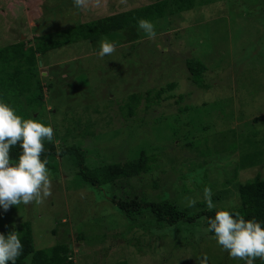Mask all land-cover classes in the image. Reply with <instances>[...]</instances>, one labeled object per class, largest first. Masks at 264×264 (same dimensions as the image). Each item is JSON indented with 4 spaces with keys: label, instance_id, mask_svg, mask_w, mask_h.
Wrapping results in <instances>:
<instances>
[{
    "label": "rangeland",
    "instance_id": "rangeland-1",
    "mask_svg": "<svg viewBox=\"0 0 264 264\" xmlns=\"http://www.w3.org/2000/svg\"><path fill=\"white\" fill-rule=\"evenodd\" d=\"M153 1L89 0L86 8L76 9L65 0H0V48L18 40L35 41L36 37L66 29L77 20L84 22ZM198 1L187 11L166 15L164 22L160 20L162 23L153 21L156 35L152 38L136 27L137 40L126 39L124 31L109 33L92 42L52 49L46 53L44 65L39 63L46 111L54 112L51 118L57 130L66 132L63 118L76 116L85 124L91 120L92 132L75 141L85 150L87 163L100 166L133 160L144 149L151 156L152 170L130 180V187L125 185L120 191L142 192L150 201L166 193L165 198L185 208H189L188 199H194L193 212L207 209L204 188H210L212 196L220 194L218 199H212L217 206L231 208L248 199L241 197L248 196L241 188L246 180L257 171L264 178V3L246 0L250 5L239 4L226 13L221 5H200ZM45 5L56 12L49 11L43 17ZM40 19L38 25L36 21ZM105 39L115 44V51L100 57L99 42ZM188 58L198 59L207 68L201 87L191 84L188 78L184 63ZM77 75L86 78L85 86L76 81ZM47 82L54 85L51 92L46 91ZM169 82L175 83L176 88L165 95H174L159 106L144 111L143 100L130 118L119 109L132 92L159 89ZM177 95L183 97L179 103ZM202 102L208 107L224 102L226 114L222 120L217 110L207 114L211 130L204 132L207 143L201 142L198 149L208 147L214 151L205 157L198 156L195 147L186 146L187 139L179 135L182 132L184 137L195 136L196 140L203 136L202 132L192 135L194 131H183L191 110H177L180 106H192L194 110ZM69 112L72 115L67 116ZM161 112L178 115L182 126L178 125L177 134L171 133L162 115L158 116ZM140 117L148 123L133 121ZM215 119L219 120L216 125ZM129 126L135 127L132 134ZM233 145L235 148L228 150ZM250 153L262 155L260 164L257 156L255 163L247 160ZM241 161L246 167L240 165ZM71 169L68 163L67 167H59L55 178L50 174L51 195L41 203L0 209V231L18 230L20 223L29 220L35 249L68 243L72 264L243 261L222 256V247L211 233L203 231L204 219L188 223V229L169 225L158 233L130 228L129 221L107 200L110 189L73 186ZM183 175L188 176L187 180ZM153 181L158 188L151 186ZM200 181L202 187L198 186ZM182 235L186 238L182 239ZM200 253H205L206 258L198 257ZM24 264H31L30 256Z\"/></svg>",
    "mask_w": 264,
    "mask_h": 264
},
{
    "label": "trees",
    "instance_id": "trees-1",
    "mask_svg": "<svg viewBox=\"0 0 264 264\" xmlns=\"http://www.w3.org/2000/svg\"><path fill=\"white\" fill-rule=\"evenodd\" d=\"M258 1V3H264V0ZM65 2L73 6L71 0H65ZM194 2L195 0H154L151 3L134 8L132 7L129 10L104 17L92 18L84 22L77 20L66 29H58L54 32L36 37L34 39L35 41L18 40L0 48V100L9 104L16 110L18 115L22 116V118H35L44 121L51 124L54 129V141L50 142L45 140L43 142L44 151L41 154V159H46L48 161L46 167L50 170V174L55 178L56 173L59 171V167H67L69 163L73 168L70 170L72 173L70 178L72 177V182L74 181L73 186H89L96 189L106 187L110 189L107 200L129 221L130 228L136 226L138 228L141 227L143 230H151L157 233L161 227L165 228L169 225H179L180 227L187 228L189 226L188 223H192L194 220L204 219L206 222L207 218L214 214V211L200 209L197 212H193L192 207L185 208L176 201L165 198L167 195L166 193L150 201L144 197L142 192H131L130 189L128 191H120L125 185L130 187V180L139 179L143 174H147L152 170L151 156H148L144 149H142L138 157L133 160H124L122 162H114L100 166H92V164L87 163L88 159L86 158L85 150L80 145H77L75 141L79 138H85L88 131L92 132V130L89 129L91 127V120L88 124H85L76 116H72L69 119L63 118L62 121L66 124V132L61 134L60 131L57 130V126L53 125L55 120L52 121L51 118V116L54 117V114L52 115V113H54L52 111L54 110L52 109L51 114L50 111L49 113L46 111V103L42 90L43 84L40 78V66L41 64L44 65V57L46 53L52 49L71 45L80 41L92 42L109 33L118 31L122 33V31H124L122 34L125 35L126 39L132 37V41L137 40L136 34L138 31L136 27H138L137 22L139 19H146L150 22H160V20H162V22H164L165 18L163 17L172 12L187 11L195 5ZM198 3H200V5H221L224 7L226 13L236 5H250L246 0H199ZM44 8L43 17H45L49 11H52V14H54L57 10H54V8L52 9V7L51 10H49L47 5H45ZM36 22L40 25L41 19ZM130 29L132 30L130 31ZM130 33L133 35L128 36ZM184 63L191 84L198 87L203 86V73L207 70L206 66L201 61L194 58H188ZM161 77L164 78V76ZM75 79H77L76 81L82 86L87 84V80L84 76L78 77L77 75ZM45 87L46 91L48 90L51 92L54 85L52 82H47L45 83ZM175 88L176 84L169 82L160 86L159 89L152 88L144 92H132L127 96L125 103H122L121 106L118 105L120 106L119 109L122 110L125 117H134L136 109L143 100V109L144 111H148L151 107L159 106L161 101L171 98L172 95H174L173 93H171L172 95H165V93L173 91ZM182 98V95H179L176 103H179ZM207 105L208 103L202 102L201 105H198L194 110H192V106H180L177 109L179 113L191 110V113L187 117V121L184 122L187 128L183 129V131H191V133L194 131L192 135H194L196 131L202 132L203 136H198L199 140H196L195 136L188 138L184 137L182 132L179 135H182L183 139H187L186 146L195 147L198 150L197 155L201 157L210 156L214 151L213 148L208 147L198 149L201 142L204 144L207 143V136L206 134L204 135V132L206 133L207 130H211V125L209 121H207L210 115L207 117V114H211L213 110H217L216 113L219 115L220 120L226 118L224 102H216V104L210 107ZM70 115H72L71 112H69L67 116ZM160 115L164 118V123L168 122L171 133L177 134L178 125L182 123L179 121L178 115H164L162 112L158 116ZM157 117L152 119L151 122L157 120ZM133 119V121H140V125L141 123H148L145 122L144 117L136 118V120L135 118ZM256 120L257 119H254L255 122ZM218 122V119L213 121L214 125ZM164 127L168 130L166 124ZM128 128L131 129L128 132L132 134L131 131L135 127L129 126ZM261 145L264 146V142H262ZM234 148L235 145L228 150ZM19 151L18 145L12 147L10 149V156L15 159ZM256 156L260 159L258 162V164H260L263 160L261 154L250 153L247 155V160L254 162L257 160ZM240 165L244 166L245 164L241 161ZM186 177L188 176H182L184 180H187ZM201 183L200 181L198 186L202 187ZM151 186L153 188H158L157 183L154 181ZM241 188L247 191L248 194V196L241 194V197L251 198V200L248 201L247 199L244 202L242 201L240 205H235L229 208V210H234L245 219L255 218L258 221L264 222V178L260 176V171H257L253 178L246 180V182L241 185ZM218 195L220 194H215L212 196V199H218ZM258 207H260V209H258ZM16 231L19 232L18 235L23 245L22 254L17 258L16 264H24V261L29 256L31 264H72L70 259L72 251L69 248V244L58 243L49 249H35L31 222L29 220L20 223ZM8 232L9 229L7 228H2L0 231V233L3 234H7ZM78 238L82 239V235H79ZM184 238H186V236L182 235V239ZM204 255L205 253H200L198 257L201 256L206 258ZM222 256L232 258L225 250H223ZM254 262L264 264V260L259 258ZM239 263L244 264V261ZM116 264L125 263L119 262Z\"/></svg>",
    "mask_w": 264,
    "mask_h": 264
},
{
    "label": "clouds",
    "instance_id": "clouds-1",
    "mask_svg": "<svg viewBox=\"0 0 264 264\" xmlns=\"http://www.w3.org/2000/svg\"><path fill=\"white\" fill-rule=\"evenodd\" d=\"M72 3L74 8L83 9L89 0H72ZM137 26L148 38L156 35L149 20L139 19ZM114 51V43L107 39L99 42L98 56L111 55ZM45 140L54 141L51 124L35 118L24 119L0 100V209L7 211L13 205L41 203L51 195L50 170L46 167L48 161L41 159ZM17 145L20 151L13 159L10 149ZM203 197L207 209H215L214 214L207 218L203 231L211 233L230 257L243 260L244 264H254L257 258L264 260V222L255 218L245 219L228 207L217 206L210 188L203 189ZM195 204L196 200L188 199V207ZM18 233L15 228L7 234L0 233V264H16L22 254L23 245Z\"/></svg>",
    "mask_w": 264,
    "mask_h": 264
}]
</instances>
